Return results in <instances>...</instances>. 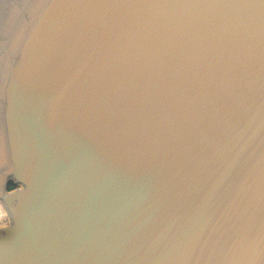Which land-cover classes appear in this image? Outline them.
I'll use <instances>...</instances> for the list:
<instances>
[{
  "label": "water",
  "instance_id": "obj_1",
  "mask_svg": "<svg viewBox=\"0 0 264 264\" xmlns=\"http://www.w3.org/2000/svg\"><path fill=\"white\" fill-rule=\"evenodd\" d=\"M0 200V264H264V0H0Z\"/></svg>",
  "mask_w": 264,
  "mask_h": 264
},
{
  "label": "built area",
  "instance_id": "obj_2",
  "mask_svg": "<svg viewBox=\"0 0 264 264\" xmlns=\"http://www.w3.org/2000/svg\"><path fill=\"white\" fill-rule=\"evenodd\" d=\"M0 216L2 217V221H4V220L7 219L8 222H9V216H8V214H7L6 209H5V211L0 210Z\"/></svg>",
  "mask_w": 264,
  "mask_h": 264
},
{
  "label": "bare ground",
  "instance_id": "obj_3",
  "mask_svg": "<svg viewBox=\"0 0 264 264\" xmlns=\"http://www.w3.org/2000/svg\"><path fill=\"white\" fill-rule=\"evenodd\" d=\"M2 206L4 207L3 203H2ZM0 210H1V206H0ZM6 226H8V224H5V222L2 221V217L0 216V228L6 227Z\"/></svg>",
  "mask_w": 264,
  "mask_h": 264
},
{
  "label": "rangeland",
  "instance_id": "obj_4",
  "mask_svg": "<svg viewBox=\"0 0 264 264\" xmlns=\"http://www.w3.org/2000/svg\"><path fill=\"white\" fill-rule=\"evenodd\" d=\"M0 206H1V210H2V211H5V208L2 206V202H1V200H0ZM9 220H10V219H9ZM4 222H5V224H9V222H8L7 219L4 220Z\"/></svg>",
  "mask_w": 264,
  "mask_h": 264
},
{
  "label": "trees",
  "instance_id": "obj_5",
  "mask_svg": "<svg viewBox=\"0 0 264 264\" xmlns=\"http://www.w3.org/2000/svg\"><path fill=\"white\" fill-rule=\"evenodd\" d=\"M11 185H12V184H11ZM11 185H10V186H11Z\"/></svg>",
  "mask_w": 264,
  "mask_h": 264
}]
</instances>
